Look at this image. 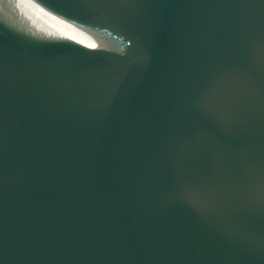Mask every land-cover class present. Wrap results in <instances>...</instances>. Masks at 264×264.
<instances>
[{
    "label": "water",
    "instance_id": "obj_1",
    "mask_svg": "<svg viewBox=\"0 0 264 264\" xmlns=\"http://www.w3.org/2000/svg\"><path fill=\"white\" fill-rule=\"evenodd\" d=\"M118 32L0 20V264H264V0H40Z\"/></svg>",
    "mask_w": 264,
    "mask_h": 264
},
{
    "label": "bare ground",
    "instance_id": "obj_2",
    "mask_svg": "<svg viewBox=\"0 0 264 264\" xmlns=\"http://www.w3.org/2000/svg\"><path fill=\"white\" fill-rule=\"evenodd\" d=\"M31 3L36 7L18 5L17 0H0V20L13 27L56 34L80 47L109 46L118 35L105 25L68 17L40 0Z\"/></svg>",
    "mask_w": 264,
    "mask_h": 264
},
{
    "label": "snow or ice",
    "instance_id": "obj_3",
    "mask_svg": "<svg viewBox=\"0 0 264 264\" xmlns=\"http://www.w3.org/2000/svg\"><path fill=\"white\" fill-rule=\"evenodd\" d=\"M18 5L23 4L25 7H32L35 8V4L31 3V0H17ZM39 11V9H37ZM94 47V45H93Z\"/></svg>",
    "mask_w": 264,
    "mask_h": 264
}]
</instances>
